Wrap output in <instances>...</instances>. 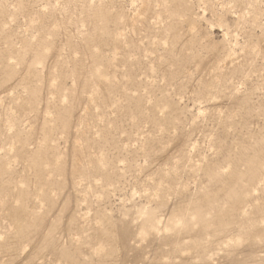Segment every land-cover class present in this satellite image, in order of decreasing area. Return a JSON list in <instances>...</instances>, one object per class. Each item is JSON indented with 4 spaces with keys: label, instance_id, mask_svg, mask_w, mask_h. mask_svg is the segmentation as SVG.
Instances as JSON below:
<instances>
[{
    "label": "rangeland",
    "instance_id": "1",
    "mask_svg": "<svg viewBox=\"0 0 264 264\" xmlns=\"http://www.w3.org/2000/svg\"><path fill=\"white\" fill-rule=\"evenodd\" d=\"M0 264H264V0H0Z\"/></svg>",
    "mask_w": 264,
    "mask_h": 264
}]
</instances>
